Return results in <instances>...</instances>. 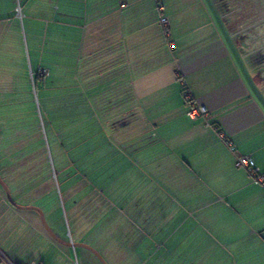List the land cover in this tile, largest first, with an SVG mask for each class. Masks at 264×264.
I'll list each match as a JSON object with an SVG mask.
<instances>
[{
  "label": "crops",
  "instance_id": "1",
  "mask_svg": "<svg viewBox=\"0 0 264 264\" xmlns=\"http://www.w3.org/2000/svg\"><path fill=\"white\" fill-rule=\"evenodd\" d=\"M18 7L33 48L40 34L50 57L36 69L24 61L27 88L36 72L61 110L98 121L108 151L124 158L109 167L130 189L115 191L113 173L107 196L80 193L58 218L31 187L35 161H1L14 200L37 201L55 239L0 190V264H102L83 247L74 256L70 240L105 264H264V186L234 168L238 154L264 172V50L237 37L220 3L0 0V42L19 26ZM183 86L208 117H187Z\"/></svg>",
  "mask_w": 264,
  "mask_h": 264
},
{
  "label": "rangeland",
  "instance_id": "2",
  "mask_svg": "<svg viewBox=\"0 0 264 264\" xmlns=\"http://www.w3.org/2000/svg\"><path fill=\"white\" fill-rule=\"evenodd\" d=\"M226 5L228 11L223 16L232 23L237 37L247 35L253 46L264 50V1L226 0ZM10 26L8 35L0 42V161L5 160L6 164L10 160L35 161L39 171L30 176L35 179L32 186L46 194L47 211L57 217L60 208L69 212L82 196L96 198L95 188L100 195L107 196L112 187L109 175L113 173L117 177L115 191L128 193L130 185L124 181V170L111 168L108 163L114 160L123 163V155L108 151L109 137L99 135L98 121L80 117L72 111L74 106L64 112L52 96L54 92L42 85H38L37 91L33 89L36 105L30 100L33 86H26L24 63L31 60L34 69L37 63L46 65L50 58L48 49L40 34L35 40L37 48H33L23 17L19 26L16 22ZM39 75L43 77L46 73Z\"/></svg>",
  "mask_w": 264,
  "mask_h": 264
},
{
  "label": "built area",
  "instance_id": "3",
  "mask_svg": "<svg viewBox=\"0 0 264 264\" xmlns=\"http://www.w3.org/2000/svg\"><path fill=\"white\" fill-rule=\"evenodd\" d=\"M16 17L20 20L22 19V16L18 10L16 13ZM160 22L165 28H167L168 20L166 18L161 19ZM166 36L167 37L170 36L169 31L166 32ZM30 80L32 83V74L30 75ZM181 84H184V83L181 81ZM181 97L183 101L186 103V105L188 106L186 115L191 120H197L199 118L208 117L209 115L208 110L205 107H202L196 103V101L194 100L192 96V93L186 86H183ZM224 143L230 150L233 149L231 143L228 140H224ZM234 168L236 170L245 171L254 183L264 186V172L260 171V169L255 165L254 161L250 157L235 154ZM70 244H71V250L73 252V255L76 256V251H75V248L72 247L73 243L71 240H70ZM3 260L6 264H12L5 258H3Z\"/></svg>",
  "mask_w": 264,
  "mask_h": 264
},
{
  "label": "flooded vegetation",
  "instance_id": "4",
  "mask_svg": "<svg viewBox=\"0 0 264 264\" xmlns=\"http://www.w3.org/2000/svg\"><path fill=\"white\" fill-rule=\"evenodd\" d=\"M219 3H220V5H221V7H223L224 8V12H227L228 11V9H227V5H226V0H217ZM226 5V6H225ZM20 167V166H19ZM21 168V167H20ZM20 168H15V170L13 171V173H14V175L16 176V177H18V178H21V177H24V171L23 172H21V171H18L17 169H20ZM6 169H5V167H4V165H1V161H0V178H1V183H2V185H1V183H0V190L2 191V193L5 195V197H6V199H7V201H8V198H7V195H6V192H5V187L8 189V191H9V194H10V196H11V199H12V203L14 204V208H16V209H19V210H22V209H20V208H37V209H39L40 210V208L38 207V203H37V201H35L36 202V206L35 205H29V206H23V205H20V204H18L15 200H14V197H13V194H12V192H11V189H10V187H9V185H8V183H7V181H6ZM18 186V185H17ZM4 187V188H3ZM31 187H32V185H31ZM29 188L28 190H31L32 188ZM19 189H21V187L19 188ZM22 190V189H21ZM19 192H21V191H19ZM9 202V201H8ZM36 212V211H35ZM38 213V212H37Z\"/></svg>",
  "mask_w": 264,
  "mask_h": 264
},
{
  "label": "water",
  "instance_id": "5",
  "mask_svg": "<svg viewBox=\"0 0 264 264\" xmlns=\"http://www.w3.org/2000/svg\"><path fill=\"white\" fill-rule=\"evenodd\" d=\"M33 89H34V87H33ZM33 93H34V90H33ZM0 183H1V178H0ZM1 185H2V183H1ZM4 188V187H3ZM5 189V192H6V195H7V198H8V201H9V203L12 205V206H14V204L12 203V199H11V196H10V194H9V191H8V189L5 187L4 188ZM20 209H22V210H33V211H36V212H38V214H39V216H40V220H41V223H42V225H43V227L45 228V230H46V232L53 238V239H55V237H54V235L51 233V231H50V229H49V227H48V225H47V223H46V221H45V219H44V216H43V213H42V211L41 210H39V209H37V208H20ZM67 246L69 247V248H71V244H70V242H68V244H67ZM72 247L73 248H79V247H83V248H86V249H88L102 264H105V262L101 259V257L98 255V253H96L93 249H91L90 247H87V246H85V245H77V244H73L72 245Z\"/></svg>",
  "mask_w": 264,
  "mask_h": 264
},
{
  "label": "trees",
  "instance_id": "6",
  "mask_svg": "<svg viewBox=\"0 0 264 264\" xmlns=\"http://www.w3.org/2000/svg\"><path fill=\"white\" fill-rule=\"evenodd\" d=\"M262 1H264V0H260V2H262ZM38 82H39V78L37 76V73L33 72V74H32V86L35 88V91H37Z\"/></svg>",
  "mask_w": 264,
  "mask_h": 264
}]
</instances>
